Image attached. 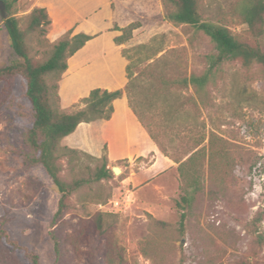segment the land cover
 <instances>
[{
	"label": "rangeland",
	"instance_id": "rangeland-1",
	"mask_svg": "<svg viewBox=\"0 0 264 264\" xmlns=\"http://www.w3.org/2000/svg\"><path fill=\"white\" fill-rule=\"evenodd\" d=\"M50 1L16 0L11 14L25 30L33 8L45 7ZM238 1L199 0V14L203 20L226 26L251 46L264 48V35L255 39L247 33L238 15ZM109 9L97 11L105 28L136 25L119 46L131 78L138 75L135 84L144 119L152 120V132L170 162L169 166L152 168V155L110 158L96 124L103 120L81 128L66 146L76 154L58 161V176L63 181H87L68 197V209L52 228L60 245L58 264H264L261 68H244L238 61L224 63L216 83L207 87V107H194L196 95L188 85L169 86L174 95L169 97V104L175 107L185 102L178 113L161 109L159 102H151L149 94L162 87L157 76L179 79L201 74L207 68V57L216 54L214 45L190 26L167 22L160 0H111ZM50 21L40 38L49 44L39 43L34 34L26 35L28 53L35 62L43 61L51 45L67 31L75 35V27L62 31ZM118 32L121 36L122 31ZM12 59L7 34L0 24V66ZM145 69L154 72L153 76L140 74ZM61 79V109L74 112L84 108L81 99L88 95L73 97L78 92L72 90L76 84L68 86L67 77ZM20 95L16 80L0 81V102ZM121 98L115 103L117 112H125L128 106L125 95ZM29 128L28 118L21 117L15 108L0 109V222L11 240L36 254L39 264H52L48 225L59 194L41 166H28L23 161ZM209 132L224 141L229 164L215 171L222 184L211 186L205 161L203 191L183 211L186 217L181 232V210L176 207L182 195L181 180L178 164L172 160H185L195 151L197 140L204 138L203 145L207 143ZM128 136L141 139L135 130ZM102 164L111 176L98 182L89 180ZM112 168H119L121 173L114 175ZM0 264L28 263L20 251L0 242Z\"/></svg>",
	"mask_w": 264,
	"mask_h": 264
},
{
	"label": "trees",
	"instance_id": "trees-1",
	"mask_svg": "<svg viewBox=\"0 0 264 264\" xmlns=\"http://www.w3.org/2000/svg\"><path fill=\"white\" fill-rule=\"evenodd\" d=\"M15 1L0 0V24L7 34L14 57L7 65L0 66V81L16 80L21 86V95L19 98L11 97L0 102V109L15 108L21 117L28 118L30 128L25 135L27 150L21 154L23 161L28 166H41L59 194L56 211L48 225V241L52 246V264H58L60 245L52 228L68 209V197L87 182L83 179H71L65 182L58 176L61 168L58 161L76 154L74 150L61 144L64 138L71 135L81 123H91L96 120L108 121L113 113L112 103L125 95L128 107L138 123L152 142L158 146L160 153L165 157L168 156L152 132L150 127L152 120L146 122L144 119V111L140 107L141 102L135 84L138 75L131 78L128 66L126 67L127 83L123 89L113 92L93 89L87 97L81 99L84 108L74 112H65L61 109L58 83L67 70V61L94 36L83 33L71 36V31H67L51 45L48 56L43 61L35 62L29 56L26 35L34 34L39 43L49 44L46 39L40 41V38L46 33L51 21L45 8L34 7L27 17L26 29L21 30L18 20L11 14ZM160 2L164 9L163 17L167 22L175 26L187 25L201 32L214 45L216 54L207 57V68L201 74H192L189 78L179 79H165L157 76L162 87L159 90L149 91L152 103L159 102L162 105L161 109L162 107L175 109L174 112L178 113L184 107L185 102L177 103L176 108L169 104V97L174 98L169 86L173 88L190 85L196 95L194 107H207L209 104L207 87L216 83L221 66L227 62L238 61L244 68L258 65L264 79V48L258 45L251 46L224 25L203 20L199 14V0H160ZM237 9L242 23L247 28V33L255 39H262L264 0H239ZM135 28V24L122 29L114 28L115 31H122L121 36L114 38V43L118 46L122 45L127 39L124 35ZM147 72L153 76L154 72L146 69L140 74ZM158 109H160L159 105ZM206 140L207 143L204 145V138L197 140L195 151L185 160L171 159L178 164L177 171L181 180L182 195L176 202V207L181 210L179 222L181 232L186 217L183 211L189 209L196 196L203 191L202 170L205 161L208 169L207 182L211 186L222 184L223 179L216 177L215 171L219 172L221 168H226L229 164V153L224 141L212 132H209ZM110 176L111 174L102 164L93 171L89 180L98 182ZM210 193L215 194L212 189ZM257 220H260V217H257ZM0 242L13 250L20 251L28 264H39L34 252L10 239L2 222H0ZM239 264L248 263L243 261Z\"/></svg>",
	"mask_w": 264,
	"mask_h": 264
},
{
	"label": "crops",
	"instance_id": "crops-1",
	"mask_svg": "<svg viewBox=\"0 0 264 264\" xmlns=\"http://www.w3.org/2000/svg\"><path fill=\"white\" fill-rule=\"evenodd\" d=\"M110 3L111 0H51L47 6L42 7L52 19V26L55 25L62 31L75 27L74 34L83 33L94 36L68 59L67 70L61 76L67 77L65 80L68 86L76 84L72 90L78 92L73 97L86 96L93 89L117 91L123 89L127 83L126 60L121 54L120 46L113 42V39L119 36V32L111 30V27L105 28L104 20L97 15V11L102 8L110 10ZM58 84V95L62 100V79ZM121 99L113 102V113L108 121L96 123L106 143L109 157L134 158L152 155V168L159 165L169 166L170 160L159 153L128 106L126 105L125 112L116 111L115 103ZM124 122L126 124H123ZM92 124L94 122L79 124L71 135L62 140L61 144L69 146L68 141L81 128H89ZM134 130L141 136L140 140L128 136Z\"/></svg>",
	"mask_w": 264,
	"mask_h": 264
},
{
	"label": "water",
	"instance_id": "water-1",
	"mask_svg": "<svg viewBox=\"0 0 264 264\" xmlns=\"http://www.w3.org/2000/svg\"><path fill=\"white\" fill-rule=\"evenodd\" d=\"M111 171L114 175H119L121 173L119 168H112Z\"/></svg>",
	"mask_w": 264,
	"mask_h": 264
}]
</instances>
